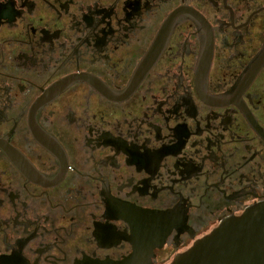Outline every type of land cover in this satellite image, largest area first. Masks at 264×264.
<instances>
[{"label": "flooded vegetation", "instance_id": "flooded-vegetation-1", "mask_svg": "<svg viewBox=\"0 0 264 264\" xmlns=\"http://www.w3.org/2000/svg\"><path fill=\"white\" fill-rule=\"evenodd\" d=\"M263 47L264 0H0V264H170L263 202Z\"/></svg>", "mask_w": 264, "mask_h": 264}, {"label": "water", "instance_id": "water-1", "mask_svg": "<svg viewBox=\"0 0 264 264\" xmlns=\"http://www.w3.org/2000/svg\"><path fill=\"white\" fill-rule=\"evenodd\" d=\"M262 65L264 47L254 61ZM170 264H264V201L221 223Z\"/></svg>", "mask_w": 264, "mask_h": 264}]
</instances>
